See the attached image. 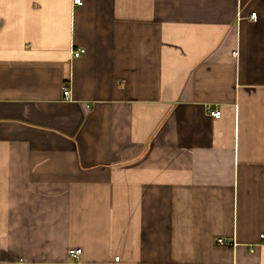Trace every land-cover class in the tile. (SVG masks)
<instances>
[{
	"label": "crops",
	"instance_id": "obj_1",
	"mask_svg": "<svg viewBox=\"0 0 264 264\" xmlns=\"http://www.w3.org/2000/svg\"><path fill=\"white\" fill-rule=\"evenodd\" d=\"M82 1L0 0V264H264V0Z\"/></svg>",
	"mask_w": 264,
	"mask_h": 264
},
{
	"label": "built area",
	"instance_id": "obj_2",
	"mask_svg": "<svg viewBox=\"0 0 264 264\" xmlns=\"http://www.w3.org/2000/svg\"><path fill=\"white\" fill-rule=\"evenodd\" d=\"M74 4L81 6L83 4V1L82 0H74ZM251 18L255 20L257 18V14L252 13ZM85 53H86L85 49H80V50H74L73 55H74V57H79L81 55H84ZM63 97L65 100L71 99V91H70L69 86H64ZM209 114L212 117L219 119L222 116V111L216 110V109H214V110L209 109ZM260 241L264 244V233L260 235ZM218 243L225 244L226 242L223 239H219ZM81 254H82L81 249H72L69 251V255H70L71 259H73V260H79ZM116 262H119V258H116Z\"/></svg>",
	"mask_w": 264,
	"mask_h": 264
}]
</instances>
